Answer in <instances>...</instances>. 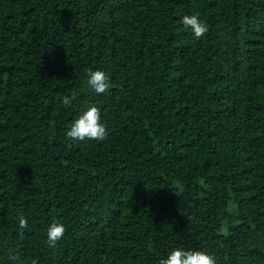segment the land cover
<instances>
[{
  "label": "trees",
  "instance_id": "16d2710c",
  "mask_svg": "<svg viewBox=\"0 0 264 264\" xmlns=\"http://www.w3.org/2000/svg\"><path fill=\"white\" fill-rule=\"evenodd\" d=\"M89 105L107 136L71 140ZM177 246L264 264V0H0V264H159Z\"/></svg>",
  "mask_w": 264,
  "mask_h": 264
},
{
  "label": "clouds",
  "instance_id": "9594fccd",
  "mask_svg": "<svg viewBox=\"0 0 264 264\" xmlns=\"http://www.w3.org/2000/svg\"><path fill=\"white\" fill-rule=\"evenodd\" d=\"M182 26L189 28L194 37L200 38L207 31L206 23L197 14L180 16ZM86 84L95 93H104L109 87V78L102 69H89ZM70 97H65L63 103L68 104ZM107 127L101 117L100 110L95 105H89L79 112L66 128L65 135L74 141L85 139L103 140L107 136ZM25 218H18V226L25 227ZM65 233V225L53 220L45 229L46 239L49 244L55 245ZM31 264H36L33 260ZM159 264H215V258L206 250L184 247L171 248L166 256L159 260Z\"/></svg>",
  "mask_w": 264,
  "mask_h": 264
}]
</instances>
